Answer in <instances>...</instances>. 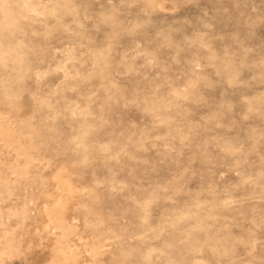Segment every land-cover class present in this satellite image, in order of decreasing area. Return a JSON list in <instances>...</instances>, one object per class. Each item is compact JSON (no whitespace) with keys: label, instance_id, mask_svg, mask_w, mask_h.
Wrapping results in <instances>:
<instances>
[{"label":"rangeland","instance_id":"obj_1","mask_svg":"<svg viewBox=\"0 0 264 264\" xmlns=\"http://www.w3.org/2000/svg\"><path fill=\"white\" fill-rule=\"evenodd\" d=\"M0 264H264V0H0Z\"/></svg>","mask_w":264,"mask_h":264}]
</instances>
